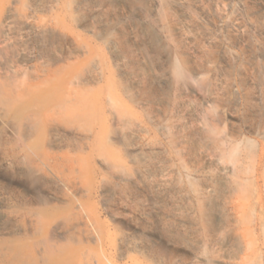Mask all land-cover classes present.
Here are the masks:
<instances>
[{
	"label": "rangeland",
	"instance_id": "rangeland-1",
	"mask_svg": "<svg viewBox=\"0 0 264 264\" xmlns=\"http://www.w3.org/2000/svg\"><path fill=\"white\" fill-rule=\"evenodd\" d=\"M18 6L0 36L16 96L0 217L31 211L27 264H264V0ZM35 123L58 171L27 204L19 130Z\"/></svg>",
	"mask_w": 264,
	"mask_h": 264
},
{
	"label": "bare ground",
	"instance_id": "bare-ground-1",
	"mask_svg": "<svg viewBox=\"0 0 264 264\" xmlns=\"http://www.w3.org/2000/svg\"><path fill=\"white\" fill-rule=\"evenodd\" d=\"M18 3L19 0H0V36L6 34L11 24L14 22V19L16 18V15L19 11ZM7 86H11L9 78L6 77V79L3 81L1 79L0 96L3 97L2 99H0V106L3 107H8V105L10 104L14 105L13 102L15 101L13 99H15L16 97L14 95L15 91H12V88L7 89ZM25 91L27 92V90ZM35 94L43 98L47 97L48 92L47 90H41L36 92ZM5 99L11 100L8 102H4ZM18 108L19 107H17L16 109ZM19 131L21 133L20 137L22 139L21 154L24 156L23 165L25 167V169L23 170V172L25 173V179L24 181H20V185L25 188L28 194H33V196L31 197L32 202L26 199L27 204L43 203V201H46L48 197L46 192L40 189L39 186H41V184L43 183V178L45 177L52 180L56 179L55 173L58 171V166L53 162H55L58 157L53 156V154L47 147L48 144L44 139L48 131L47 128L44 127V125L35 123L33 126H31L30 131H27L20 126ZM33 135L35 136V138L32 137ZM13 182L14 181L11 179L10 183ZM11 201L12 200H10L8 197L0 198L1 207L11 208ZM28 214H31L30 210L25 212L13 210L4 212L2 217H0V220H2L0 225V232L2 231V234H5L7 232H13L12 234H21L19 237L0 241V263L10 262V264H27L40 259L39 257L41 253L38 251L35 244L30 243L28 239L22 236L24 234V231L26 230L22 224L18 223V219L20 216L23 218V216L26 217ZM14 227L16 229H14Z\"/></svg>",
	"mask_w": 264,
	"mask_h": 264
}]
</instances>
